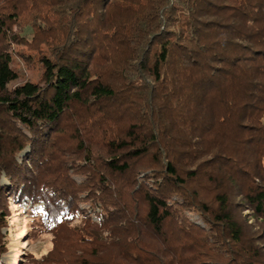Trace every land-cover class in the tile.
I'll list each match as a JSON object with an SVG mask.
<instances>
[{
  "label": "trees",
  "instance_id": "1",
  "mask_svg": "<svg viewBox=\"0 0 264 264\" xmlns=\"http://www.w3.org/2000/svg\"><path fill=\"white\" fill-rule=\"evenodd\" d=\"M3 90L0 254L11 200L52 235L14 264H264V0H0Z\"/></svg>",
  "mask_w": 264,
  "mask_h": 264
},
{
  "label": "rangeland",
  "instance_id": "2",
  "mask_svg": "<svg viewBox=\"0 0 264 264\" xmlns=\"http://www.w3.org/2000/svg\"><path fill=\"white\" fill-rule=\"evenodd\" d=\"M27 21V20H26ZM25 21V22H26ZM23 34L26 36L31 35V28L26 26H22ZM17 24H13L12 30L8 33V42L9 48L13 56H17L20 60L18 66H23L28 64V68H25L22 74L14 80L11 84H20L24 83V81H37L40 78V74L42 69L40 66L32 61L27 60L26 54H34L35 49L37 48V44H19L15 43L13 40V34L16 30H19ZM104 63L98 62V60L93 63V70H98L103 67ZM14 65V64H13ZM9 84V85H11ZM8 94L7 90L0 91V96ZM28 152V147L24 148L18 155L17 159L20 160L25 153ZM143 171L136 173L137 179H142L144 177ZM78 181L81 180L80 177H75ZM133 181V180H132ZM0 182L2 184H8L7 178L1 173ZM10 202V210L12 212V216L10 218V226H9V234L7 238H9L8 250L4 253L0 254V259L3 264H14L16 258H19L20 261H24L26 255L31 253L35 257H40L47 253L49 248L52 246V235L40 232V233H30L32 230V218L35 216H39L40 213L38 211L31 210V207L26 202H16L15 200H11ZM42 204L39 203L38 207H41ZM82 207H87V203H81ZM192 220H194L197 224L204 226V223L197 215H190ZM95 220V219H94ZM96 221V220H95ZM78 223H73V226ZM6 231V229H3ZM30 233V234H29ZM101 233V232H100ZM102 235V234H101Z\"/></svg>",
  "mask_w": 264,
  "mask_h": 264
}]
</instances>
